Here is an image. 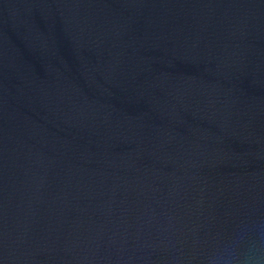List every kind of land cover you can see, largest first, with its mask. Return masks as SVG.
Instances as JSON below:
<instances>
[{"label": "water", "instance_id": "obj_1", "mask_svg": "<svg viewBox=\"0 0 264 264\" xmlns=\"http://www.w3.org/2000/svg\"><path fill=\"white\" fill-rule=\"evenodd\" d=\"M264 0H0V264H264Z\"/></svg>", "mask_w": 264, "mask_h": 264}, {"label": "clouds", "instance_id": "obj_2", "mask_svg": "<svg viewBox=\"0 0 264 264\" xmlns=\"http://www.w3.org/2000/svg\"><path fill=\"white\" fill-rule=\"evenodd\" d=\"M240 237H250V242L248 245L255 246L256 244L264 246V232L257 230L254 239L249 235V233L240 231L235 233V240H239ZM243 251H239L237 244H224L223 251L226 254L221 258L220 264H261L260 260H254L249 256L242 255ZM210 264H217V261L213 259Z\"/></svg>", "mask_w": 264, "mask_h": 264}]
</instances>
